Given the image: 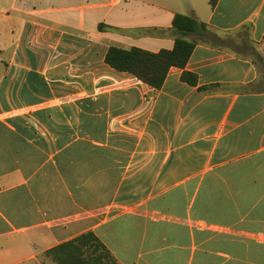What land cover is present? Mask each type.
<instances>
[{
    "label": "crops",
    "instance_id": "crops-1",
    "mask_svg": "<svg viewBox=\"0 0 264 264\" xmlns=\"http://www.w3.org/2000/svg\"><path fill=\"white\" fill-rule=\"evenodd\" d=\"M176 14L211 30L196 83L148 96L105 54L171 49ZM257 55L264 0H0V264L86 232L117 264H264Z\"/></svg>",
    "mask_w": 264,
    "mask_h": 264
},
{
    "label": "trees",
    "instance_id": "trees-1",
    "mask_svg": "<svg viewBox=\"0 0 264 264\" xmlns=\"http://www.w3.org/2000/svg\"><path fill=\"white\" fill-rule=\"evenodd\" d=\"M215 2L216 0H210L211 6H214ZM172 26L176 36L171 49L150 52L137 47L110 45L105 54V63L152 87L153 91L148 96L154 95L162 86L171 67L181 68V79L195 84L196 76L186 71L185 66L198 40L205 39L211 30L196 18L183 14L174 16ZM194 34L197 37H192ZM252 58L256 64L264 66V60L259 55ZM45 254L51 256L53 264H117L115 258L92 232L81 234L46 251Z\"/></svg>",
    "mask_w": 264,
    "mask_h": 264
},
{
    "label": "rangeland",
    "instance_id": "rangeland-1",
    "mask_svg": "<svg viewBox=\"0 0 264 264\" xmlns=\"http://www.w3.org/2000/svg\"><path fill=\"white\" fill-rule=\"evenodd\" d=\"M260 69H261V72H263V71H262V68H260Z\"/></svg>",
    "mask_w": 264,
    "mask_h": 264
}]
</instances>
